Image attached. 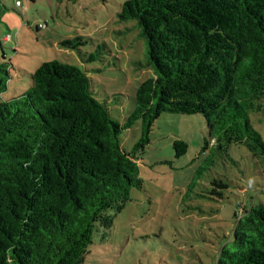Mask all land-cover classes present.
<instances>
[{
	"label": "trees",
	"instance_id": "1",
	"mask_svg": "<svg viewBox=\"0 0 264 264\" xmlns=\"http://www.w3.org/2000/svg\"><path fill=\"white\" fill-rule=\"evenodd\" d=\"M118 18L134 21L145 47L138 64L151 69L123 122L82 69L57 60L41 62L24 92L0 99V264H84L94 234L141 187L137 153L163 112L202 114L216 151L243 144L264 160L248 118L264 96V0H124ZM8 78L0 63V93ZM138 120L140 139L126 152L121 132ZM173 147L180 156L187 144ZM227 239L216 264H264V205L242 209Z\"/></svg>",
	"mask_w": 264,
	"mask_h": 264
},
{
	"label": "rangeland",
	"instance_id": "2",
	"mask_svg": "<svg viewBox=\"0 0 264 264\" xmlns=\"http://www.w3.org/2000/svg\"><path fill=\"white\" fill-rule=\"evenodd\" d=\"M15 1L0 0V63L9 71L0 99L24 92L41 62L57 60L82 69L94 97L123 122L151 75L138 64L145 47L134 21L118 18L124 0ZM75 37L83 42L61 45ZM255 101L260 107L248 118L264 141V96ZM140 136L138 120L121 132L122 148L132 151ZM175 140L187 144L180 156ZM143 150L136 160L141 187L131 188L109 229L94 234L84 264H216L242 209L264 205V160L243 144L228 145L226 156L216 151L202 114L163 112ZM213 179L226 188L213 189Z\"/></svg>",
	"mask_w": 264,
	"mask_h": 264
},
{
	"label": "built area",
	"instance_id": "3",
	"mask_svg": "<svg viewBox=\"0 0 264 264\" xmlns=\"http://www.w3.org/2000/svg\"><path fill=\"white\" fill-rule=\"evenodd\" d=\"M15 5H16V6H20V2H19V0H16V1H15Z\"/></svg>",
	"mask_w": 264,
	"mask_h": 264
}]
</instances>
